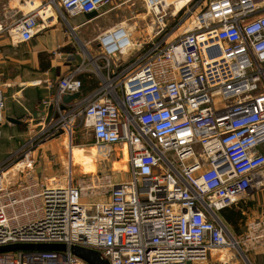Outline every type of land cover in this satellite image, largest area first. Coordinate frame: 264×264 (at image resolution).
Returning a JSON list of instances; mask_svg holds the SVG:
<instances>
[{
	"label": "built area",
	"instance_id": "1",
	"mask_svg": "<svg viewBox=\"0 0 264 264\" xmlns=\"http://www.w3.org/2000/svg\"><path fill=\"white\" fill-rule=\"evenodd\" d=\"M144 1L158 26L148 48L134 42V30L111 28L98 38L100 86L61 111L64 96L81 94L79 68L43 103L53 106L44 135H71L81 118L99 152L111 148L114 156V146H126L127 173L107 170L76 183L70 169L66 186L50 188L30 174L33 150L17 163L24 179L2 169L0 248L66 250L0 253V264H89L76 247L109 264H203L214 251L235 248L220 212L264 191V0L186 2L182 10L196 11L191 27L165 44L154 40L175 5ZM112 2L43 0L42 7L66 20L100 14ZM40 19L33 11L16 21L13 41L31 42L45 28ZM7 123L0 89V139Z\"/></svg>",
	"mask_w": 264,
	"mask_h": 264
},
{
	"label": "rangeland",
	"instance_id": "2",
	"mask_svg": "<svg viewBox=\"0 0 264 264\" xmlns=\"http://www.w3.org/2000/svg\"><path fill=\"white\" fill-rule=\"evenodd\" d=\"M20 1L17 3L15 0H0V21H4V31L6 33H9L16 21L29 13L28 10L23 9V6H21L26 0ZM40 1L42 2L43 0ZM194 12L196 11L193 7H190L189 10H182L179 4H175L173 17L170 14L167 16L168 27L166 31L161 37L157 36L154 41L156 43L163 41V44H165L168 39L171 41L189 29L192 24ZM57 19L59 18L57 17ZM60 21L64 24L65 31L67 30V40L71 41L65 47L57 49L59 54H69V57L62 55L63 60L67 58L65 65L69 66V70L65 76L82 68L85 71L81 75H86L85 81L98 83L97 86H100L103 81V76L101 75H106V71L101 73L95 72L96 57L100 55L98 45L100 35L111 28L123 25L134 30V42L144 44L148 48V43L156 36L154 31L158 28L153 23V16L149 13L144 0H113L112 5L103 7L100 14L91 21L86 20L84 15L77 18L66 16V20L60 19ZM87 21L89 22L86 23ZM79 25L81 28H77ZM70 27L74 29V33L78 39L72 34L73 32H71ZM166 35L168 36L166 37ZM52 57L51 55L43 56L41 57V62L51 66L54 55ZM98 64L102 66L101 63ZM125 67L126 65L117 72H121ZM60 76L59 74L58 77ZM34 77H37V75H33ZM63 77L57 78L56 80L48 78L49 82L41 81L38 86H41L39 88L44 93L40 94L38 92L32 94V96L29 94L27 97L28 100L37 99L36 102H42V100L49 101L43 99L44 96L55 93ZM47 87L50 89L48 90ZM12 95L8 96V93L6 95L4 93L5 104L6 98H10L12 102L21 108L22 112L25 110V107L30 110L25 116H22L24 123L16 126L7 123L3 128L5 130L0 139V171L11 167V173L7 175L8 178L12 177V173L17 172L16 180L24 179L25 174L18 172L19 165L17 163L22 162L29 150L34 151L36 162L33 170L30 172L31 176L35 180L38 177L40 179L38 180L39 182L48 186V180L53 178L67 182L70 169L73 171L76 183H83L87 177L98 175L99 172L104 170H108L111 173L115 172L116 175L118 173L122 175L127 173L126 150H115L114 156H112L111 148H108V152L105 154L101 151L99 152L92 135L85 129L81 118L75 121L73 120L71 124V135L70 132L68 134L67 132L61 131L60 134L46 136L44 132L52 118L49 122L46 120L35 121V118L32 116L33 108L28 104V101L21 103L19 98L15 99ZM41 102H39V105L35 103L33 107L36 110L40 107L42 108V105H40ZM63 105L62 103L61 107ZM70 105L72 106V103L67 105V109ZM43 107L45 106L43 105ZM26 118L30 120H26ZM119 150H124V158H121V154L118 153ZM52 171H56L57 174H50L48 177L46 173ZM46 176L48 179H46ZM125 177L127 176L125 175ZM125 177L122 180H125ZM118 179H121V176ZM91 199L94 200L95 198L92 196V198H89V201ZM252 199L253 201L248 203L249 205L246 208L240 209L242 213L235 229L230 228L229 230L231 235L236 239L235 241L239 244L240 249L233 247L223 248L221 249L223 251L219 250L220 252L212 254L210 259L203 264H248L243 255H246L251 264H264V191L257 192L255 196L251 197Z\"/></svg>",
	"mask_w": 264,
	"mask_h": 264
},
{
	"label": "crops",
	"instance_id": "3",
	"mask_svg": "<svg viewBox=\"0 0 264 264\" xmlns=\"http://www.w3.org/2000/svg\"><path fill=\"white\" fill-rule=\"evenodd\" d=\"M15 1L17 3L21 2L20 0ZM51 23L52 26L49 25ZM42 24L45 26V28H42V30L34 37L31 42L20 43L13 41L11 35L4 31V21H0V89L3 90L5 95L6 93H8V96H11L13 94L12 96H14L15 99L19 98L21 103H26V101H28V104H30V106H32L31 108H33L32 116L33 118H35V121H47L49 108L43 107V103L45 100H42V102H36L37 99L28 100L27 97L29 96V94L32 96V94L34 93H44L43 91H41V88H39L41 86H38L41 81L49 82L48 78L56 80L57 78L63 77V75L65 76V74L69 70V66L65 65L67 58L63 60L62 55H66V57H69V54H59L57 52V49L63 48L71 43L70 40H67V30L65 31L66 28L64 24L61 23L60 19L51 18L48 23H44V20L40 19L41 27ZM77 28H81V26L79 25ZM46 55H51V58H53L52 55H54V59L49 69H47L46 71H41L40 67L44 65L41 62V57H45ZM57 69L58 71H56ZM32 74L37 75V77L33 78ZM59 74L61 75L60 77H58ZM90 82L91 81H87L88 88L91 84ZM47 89L49 90L50 88L47 87ZM55 93L45 95L43 99L51 100ZM88 96H84L81 93L79 94L78 99L79 101H81ZM39 102H41L40 105H42V108H38V111L33 106L35 103H38L39 105ZM6 104L7 118H21L22 116H25V114L30 110L25 107V110L22 112L21 108L17 106L16 103L12 102L10 98H6ZM43 112L46 113L45 117H41L40 115ZM26 120L30 119L26 118ZM4 130L5 129H3V132ZM50 174H57V172L52 171L46 173L48 177ZM47 176L46 179H48ZM37 180L40 179L37 177ZM40 183L42 184V182ZM84 201H88V198H84ZM246 201H243L242 204L238 206V208H246L249 205L248 203L252 202L253 199L251 200V197H249ZM219 215L224 225L228 228V230H230L231 225H229L226 220L222 218L221 214Z\"/></svg>",
	"mask_w": 264,
	"mask_h": 264
},
{
	"label": "water",
	"instance_id": "4",
	"mask_svg": "<svg viewBox=\"0 0 264 264\" xmlns=\"http://www.w3.org/2000/svg\"><path fill=\"white\" fill-rule=\"evenodd\" d=\"M84 16H85L86 20H92L98 16V13L93 12V13L86 14ZM70 30H71V32H73L72 34L77 38L76 34L74 33V29L72 27H70ZM78 98H79V94L65 96L63 98V104L64 105L61 107V110L62 111L66 110L67 105H69L73 101L77 100ZM52 114H53V106H50L49 112L47 115V122H49L50 119L52 118ZM40 115H41V117H45L46 113L43 112ZM7 121L10 124H14V125H20V124L24 123L23 118H7ZM222 225L224 226V229H225L227 235L229 236V238L231 239V237H232L231 240H234L235 238L231 235L228 228L224 224H222ZM33 250L47 251V252L64 251V250H66V247L64 245H12V246H7V247H1L0 253L13 252V251H33ZM73 254L75 256H77L78 258L84 260L85 262L89 263V264H109L106 260H104L101 257L100 253L97 251L76 247L73 249ZM243 256L246 259V261L248 262V264H251L250 261L248 260V258L246 257V255H243Z\"/></svg>",
	"mask_w": 264,
	"mask_h": 264
},
{
	"label": "bare ground",
	"instance_id": "5",
	"mask_svg": "<svg viewBox=\"0 0 264 264\" xmlns=\"http://www.w3.org/2000/svg\"><path fill=\"white\" fill-rule=\"evenodd\" d=\"M191 0H166V2L168 4H171V2L175 5V4H179L181 6V9L184 7V5L186 4V2H189ZM42 2L40 0H27L23 3V9L28 10V12H33V11H40V15L44 18V23H48V21L51 18H57L56 16V12L54 11L53 8H46L44 9L42 7ZM180 8V7H179ZM50 26H52V23L49 24ZM113 150H118V149H124L126 150V146L121 144V145H116L112 148ZM127 153V151H126ZM49 183V187L50 188H55V187H60V186H66L67 182H63L61 180H57V179H50L48 180ZM232 239V237H231ZM235 240V239H234ZM233 241V246H235V248L240 249L239 244L236 241ZM223 251V250H220ZM219 250H216L213 252H220Z\"/></svg>",
	"mask_w": 264,
	"mask_h": 264
},
{
	"label": "trees",
	"instance_id": "6",
	"mask_svg": "<svg viewBox=\"0 0 264 264\" xmlns=\"http://www.w3.org/2000/svg\"><path fill=\"white\" fill-rule=\"evenodd\" d=\"M49 67H50V65L44 64L40 68H41V71H46L47 69H49ZM79 79L82 81V84H83L81 93L84 96H88V95L92 94L99 87V86H97L98 83L90 82L91 84L88 88L87 81H85L86 75L85 76L79 75ZM21 118H23V117H21ZM220 213H221V216H223V218L226 220V222L229 225H231V228L235 229L237 221H238L242 211L238 207L234 206L231 208H226V209L222 210Z\"/></svg>",
	"mask_w": 264,
	"mask_h": 264
},
{
	"label": "flooded vegetation",
	"instance_id": "7",
	"mask_svg": "<svg viewBox=\"0 0 264 264\" xmlns=\"http://www.w3.org/2000/svg\"><path fill=\"white\" fill-rule=\"evenodd\" d=\"M114 151H115V149H114ZM222 218H223V216H222Z\"/></svg>",
	"mask_w": 264,
	"mask_h": 264
}]
</instances>
